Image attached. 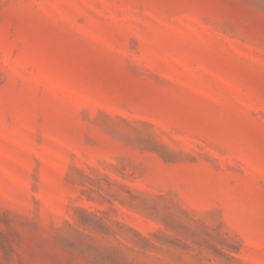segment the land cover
<instances>
[{
    "label": "rangeland",
    "instance_id": "obj_1",
    "mask_svg": "<svg viewBox=\"0 0 264 264\" xmlns=\"http://www.w3.org/2000/svg\"><path fill=\"white\" fill-rule=\"evenodd\" d=\"M0 264H264V0H0Z\"/></svg>",
    "mask_w": 264,
    "mask_h": 264
}]
</instances>
